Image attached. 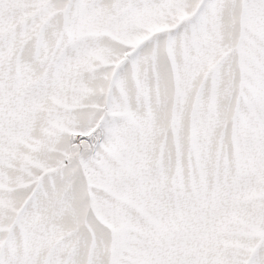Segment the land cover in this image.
<instances>
[{
	"label": "snow or ice",
	"instance_id": "snow-or-ice-1",
	"mask_svg": "<svg viewBox=\"0 0 264 264\" xmlns=\"http://www.w3.org/2000/svg\"><path fill=\"white\" fill-rule=\"evenodd\" d=\"M0 264H264V0H0Z\"/></svg>",
	"mask_w": 264,
	"mask_h": 264
}]
</instances>
